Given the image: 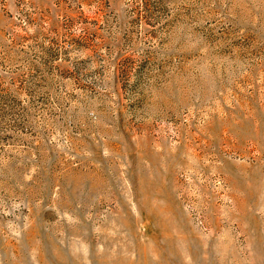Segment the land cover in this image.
<instances>
[{
  "label": "rangeland",
  "instance_id": "374dc122",
  "mask_svg": "<svg viewBox=\"0 0 264 264\" xmlns=\"http://www.w3.org/2000/svg\"><path fill=\"white\" fill-rule=\"evenodd\" d=\"M0 264H264V0H0Z\"/></svg>",
  "mask_w": 264,
  "mask_h": 264
}]
</instances>
